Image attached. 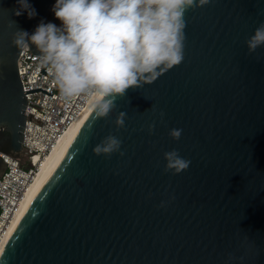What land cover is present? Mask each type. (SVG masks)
I'll list each match as a JSON object with an SVG mask.
<instances>
[{
  "label": "water",
  "instance_id": "water-1",
  "mask_svg": "<svg viewBox=\"0 0 264 264\" xmlns=\"http://www.w3.org/2000/svg\"><path fill=\"white\" fill-rule=\"evenodd\" d=\"M29 3L32 18L15 14L17 0H0V131L17 154L26 93L53 95L23 90L24 46L13 35L47 23L55 0ZM184 19L181 64L129 89L106 119L91 112L0 264H264V47L249 54L245 43L264 22V0H210ZM109 134L123 156L93 153ZM173 149L191 161L186 171L164 172Z\"/></svg>",
  "mask_w": 264,
  "mask_h": 264
},
{
  "label": "clouds",
  "instance_id": "clouds-1",
  "mask_svg": "<svg viewBox=\"0 0 264 264\" xmlns=\"http://www.w3.org/2000/svg\"><path fill=\"white\" fill-rule=\"evenodd\" d=\"M16 15H36L29 0H17ZM210 0H55L51 11L61 23L40 22L30 34L17 30L14 46L28 43L40 53V62L51 73L65 99L95 96L96 120L106 119L117 108L116 100L129 89L153 83L165 71L184 60L185 13L206 6ZM248 53L264 47V22L245 41ZM147 111V110H146ZM164 113L161 112V119ZM119 112L114 123L125 126ZM155 122L148 125L149 134ZM179 140L182 129L169 131ZM122 141L105 136L93 148L97 156L121 151ZM164 172L186 171L191 161L178 150L164 152ZM163 206V205H162Z\"/></svg>",
  "mask_w": 264,
  "mask_h": 264
},
{
  "label": "built area",
  "instance_id": "built-area-1",
  "mask_svg": "<svg viewBox=\"0 0 264 264\" xmlns=\"http://www.w3.org/2000/svg\"><path fill=\"white\" fill-rule=\"evenodd\" d=\"M40 55L24 46L18 59V70L24 91L42 88L43 91L26 93V126L20 154L0 150V254L11 235L10 228L28 187L39 172L45 158L66 131L88 110L94 96L65 99L54 79L40 73ZM46 73L50 74L46 67Z\"/></svg>",
  "mask_w": 264,
  "mask_h": 264
},
{
  "label": "bare ground",
  "instance_id": "bare-ground-1",
  "mask_svg": "<svg viewBox=\"0 0 264 264\" xmlns=\"http://www.w3.org/2000/svg\"><path fill=\"white\" fill-rule=\"evenodd\" d=\"M95 99L96 97L94 96L87 112L66 131V133L54 146L51 152L45 158L42 159L39 172L35 176L33 183L28 187L24 200L21 203L20 210L18 211L16 218L12 223V226L10 228L11 235L19 224L20 220L23 218L28 208L30 207V205L32 204L36 195L39 193L41 188L44 186V184L47 182V180L50 178V176L61 163L62 159L66 155L68 149L70 148L80 129L86 122L91 112L94 110L92 105L95 102Z\"/></svg>",
  "mask_w": 264,
  "mask_h": 264
},
{
  "label": "trees",
  "instance_id": "trees-1",
  "mask_svg": "<svg viewBox=\"0 0 264 264\" xmlns=\"http://www.w3.org/2000/svg\"><path fill=\"white\" fill-rule=\"evenodd\" d=\"M0 150L4 152H11V145H10V140L8 134L3 132L2 130L0 131Z\"/></svg>",
  "mask_w": 264,
  "mask_h": 264
},
{
  "label": "rangeland",
  "instance_id": "rangeland-1",
  "mask_svg": "<svg viewBox=\"0 0 264 264\" xmlns=\"http://www.w3.org/2000/svg\"><path fill=\"white\" fill-rule=\"evenodd\" d=\"M54 14H53V12L51 11V13H50V16H49V18H48V22H52V23H54V24H57L56 22H54ZM47 22V23H48ZM59 23V22H58ZM58 26H59V24H57ZM20 157H21V159L22 160H25V158H26V156H25V154L23 153V154H20L19 155Z\"/></svg>",
  "mask_w": 264,
  "mask_h": 264
},
{
  "label": "flooded vegetation",
  "instance_id": "flooded-vegetation-1",
  "mask_svg": "<svg viewBox=\"0 0 264 264\" xmlns=\"http://www.w3.org/2000/svg\"><path fill=\"white\" fill-rule=\"evenodd\" d=\"M60 23H61V22H59V23H57V24H59V25H60Z\"/></svg>",
  "mask_w": 264,
  "mask_h": 264
}]
</instances>
